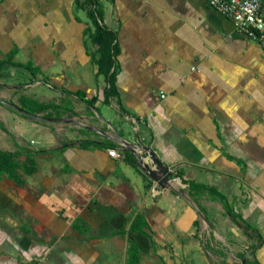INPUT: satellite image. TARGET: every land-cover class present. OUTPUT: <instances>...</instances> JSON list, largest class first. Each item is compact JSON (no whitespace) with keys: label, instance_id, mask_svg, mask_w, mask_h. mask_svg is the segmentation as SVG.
Wrapping results in <instances>:
<instances>
[{"label":"crops","instance_id":"crops-1","mask_svg":"<svg viewBox=\"0 0 264 264\" xmlns=\"http://www.w3.org/2000/svg\"><path fill=\"white\" fill-rule=\"evenodd\" d=\"M77 2L0 0V151L25 164L0 179V264H264V50L208 0H98L106 102Z\"/></svg>","mask_w":264,"mask_h":264},{"label":"trees","instance_id":"trees-1","mask_svg":"<svg viewBox=\"0 0 264 264\" xmlns=\"http://www.w3.org/2000/svg\"><path fill=\"white\" fill-rule=\"evenodd\" d=\"M87 1L86 5L88 6L87 16L92 21L94 26L93 32L90 34V39L93 47L95 48V53L91 55V60L98 67L97 75H103L106 78V82L109 84V89L105 90V101L107 102L110 94H115V81L117 76L116 71V57L118 53L117 46V33L114 31L105 28L104 26H99V21L102 16V13L97 11V2L95 0H84ZM78 3V2H77ZM79 7L84 6V2L78 3ZM95 54H99V58H96ZM26 69L30 70L29 67L25 66ZM82 99L84 95L81 92L77 93ZM97 98H92L91 100L86 101L89 105H93ZM29 105H34L38 110L47 109V105L38 104L36 102L29 101ZM19 153H8L0 151V179L4 173L8 176L17 179V171L24 167V163H20L17 158ZM131 164H134L132 161ZM135 166V165H134ZM35 172L34 168L26 169L28 175ZM230 216L236 222L238 217L237 214L233 211H229ZM244 229L247 230V226L243 224Z\"/></svg>","mask_w":264,"mask_h":264},{"label":"built area","instance_id":"built-area-1","mask_svg":"<svg viewBox=\"0 0 264 264\" xmlns=\"http://www.w3.org/2000/svg\"><path fill=\"white\" fill-rule=\"evenodd\" d=\"M213 10L231 20L235 30L249 42L264 50V2L262 0H208ZM111 158H119L116 150H108Z\"/></svg>","mask_w":264,"mask_h":264},{"label":"water","instance_id":"water-1","mask_svg":"<svg viewBox=\"0 0 264 264\" xmlns=\"http://www.w3.org/2000/svg\"><path fill=\"white\" fill-rule=\"evenodd\" d=\"M124 146H126L130 151L135 152V147L133 144L129 142H123ZM143 152L150 158L151 163H145L140 157L138 158V165L142 169V171L146 174V176L158 186L162 188H166L164 184L169 181L171 173L167 166H164L154 155L152 151L147 147H140Z\"/></svg>","mask_w":264,"mask_h":264},{"label":"rangeland","instance_id":"rangeland-1","mask_svg":"<svg viewBox=\"0 0 264 264\" xmlns=\"http://www.w3.org/2000/svg\"><path fill=\"white\" fill-rule=\"evenodd\" d=\"M95 1L97 2V9H96V10L99 11V12H100V11L102 12L101 7H98V0H95ZM81 2H84V6H83V8L85 9V11H86V13H87V11H88V9H89L88 6L86 5V4H87V3H86L87 1L81 0ZM99 26H101V27L103 26V24H102L100 21H99Z\"/></svg>","mask_w":264,"mask_h":264}]
</instances>
